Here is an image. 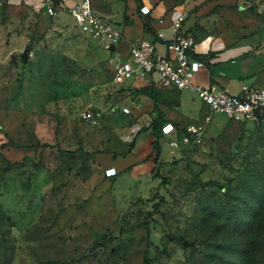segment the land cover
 I'll return each instance as SVG.
<instances>
[{
	"label": "rangeland",
	"instance_id": "1",
	"mask_svg": "<svg viewBox=\"0 0 264 264\" xmlns=\"http://www.w3.org/2000/svg\"><path fill=\"white\" fill-rule=\"evenodd\" d=\"M203 16L193 24L217 41L209 54L259 55L264 77V0H218ZM114 44L41 0L0 7V264H264V123L215 112L199 143L159 136L132 180L102 178L113 131L130 121L111 98L128 42Z\"/></svg>",
	"mask_w": 264,
	"mask_h": 264
},
{
	"label": "crops",
	"instance_id": "2",
	"mask_svg": "<svg viewBox=\"0 0 264 264\" xmlns=\"http://www.w3.org/2000/svg\"><path fill=\"white\" fill-rule=\"evenodd\" d=\"M77 1L59 0L65 6L74 5ZM88 1L94 10L106 20L120 24L122 38L128 42V50L129 41L135 40L138 37H145L155 40L158 53L165 52V40L173 35L171 19L181 9L180 0H123L124 4H119V8H114V4L112 5L117 0ZM217 2L218 0H205L202 2L200 0H191L185 7L186 19L184 28L196 35L195 52L203 53L206 56L204 67L195 75L194 81L202 84L214 81L220 87L226 88L233 93L238 92L241 84L244 82L255 85L264 84V77L260 74L262 59L259 55H247L240 57L238 60L237 58L232 59L231 63H226L223 60H216V56L209 54V52L212 53L218 49L217 41H213L209 37L208 32L198 26H194L193 23L195 21L201 22L204 19V13ZM130 4L133 10H130L129 14L125 15ZM143 4L150 8L149 13L143 14L139 11V7ZM114 11L116 14L121 11L124 15L123 18L112 20V17L115 16ZM145 21L152 28V32L147 31ZM135 22L140 25L138 33L135 36H127L129 38L127 39L124 31L125 27H130L131 24L129 23ZM158 32L161 33V38L156 37ZM114 49H116V45ZM241 77L247 78L241 80L239 79ZM156 78L157 75L155 74L152 77H140L134 74L124 81L117 83V91L111 98L120 109L114 113L130 115L129 118L125 119H130V121L126 122V124H121L113 131L119 135L117 141L120 142V146L117 148L118 150L115 149L111 153H108L109 160L106 161V164H103V166H101V162L97 164L99 168H103L102 178H105V181H110L114 177H116L115 181H117V177H124V181L127 179L132 180L149 166L148 159L151 156L148 159H145V157L152 152L151 142L153 140V133L150 123L154 119L159 120L160 117H163L166 120L162 124L165 122L173 123L175 120H181L183 124H187L191 118L199 121L204 120L205 115L208 113V108L202 101H200V104L205 105V111H200V99H198L191 89H167L160 87L154 82ZM125 105L130 108L129 113L122 112L121 107ZM201 113H203V118H200ZM184 126L182 125L181 127ZM163 136L166 135L162 133ZM131 140L134 143L132 147H129ZM115 141H108L106 144L113 145ZM143 164H146L144 170L140 166ZM110 166L115 167L116 174L106 176L104 169Z\"/></svg>",
	"mask_w": 264,
	"mask_h": 264
},
{
	"label": "built area",
	"instance_id": "3",
	"mask_svg": "<svg viewBox=\"0 0 264 264\" xmlns=\"http://www.w3.org/2000/svg\"><path fill=\"white\" fill-rule=\"evenodd\" d=\"M5 0H0V7ZM191 0H180L181 9L171 19L173 35L165 40V52L158 53L153 39L138 37L129 41V58L113 68V81L120 83L134 74L140 77L157 75L155 83L167 89H191L208 108L203 122L178 127L172 122L161 125V132L168 136L164 141L171 146L179 144L194 145L201 141L206 121L210 115L220 112L234 121H251L264 123V84L242 83L238 92L233 93L220 87L214 81L207 84L195 82V75L204 67V61L195 56L197 38L194 33L184 28L185 7ZM48 15L63 12L70 13L80 32L91 38L103 41L109 49L111 43L122 38L119 28L102 17L90 5L88 0H78L74 5L65 6L55 0H41ZM145 4L139 7L143 14L149 13ZM161 38L160 32L157 36ZM122 112L129 113L130 108L121 107ZM106 176L116 174L113 166L104 169Z\"/></svg>",
	"mask_w": 264,
	"mask_h": 264
},
{
	"label": "trees",
	"instance_id": "4",
	"mask_svg": "<svg viewBox=\"0 0 264 264\" xmlns=\"http://www.w3.org/2000/svg\"><path fill=\"white\" fill-rule=\"evenodd\" d=\"M56 2H59V0H55ZM145 25H146V29L148 32H152V28L150 27V25L147 23V21H145ZM195 56H197L198 58L202 59L203 61L205 60V54L203 53H194ZM175 125L176 123L173 122ZM150 126L152 127V133H153V140H152V152L150 154H148L145 159H148L150 156L154 155V157L156 158L157 156H159L161 150H160V144H159V136L162 137V132L160 127L158 128V119H154L151 123ZM134 141L131 140L129 143V147L133 146Z\"/></svg>",
	"mask_w": 264,
	"mask_h": 264
},
{
	"label": "water",
	"instance_id": "5",
	"mask_svg": "<svg viewBox=\"0 0 264 264\" xmlns=\"http://www.w3.org/2000/svg\"><path fill=\"white\" fill-rule=\"evenodd\" d=\"M109 48H110V49H114V48H115L114 43H111V44L109 45ZM29 53H30V49H29L28 47H25V48L23 49V51L20 53V57L22 58L23 62H27V60H28V56H29ZM185 243H186V241H185Z\"/></svg>",
	"mask_w": 264,
	"mask_h": 264
}]
</instances>
